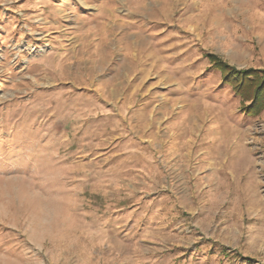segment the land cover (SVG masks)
Instances as JSON below:
<instances>
[{"label":"rangeland","instance_id":"1","mask_svg":"<svg viewBox=\"0 0 264 264\" xmlns=\"http://www.w3.org/2000/svg\"><path fill=\"white\" fill-rule=\"evenodd\" d=\"M206 53L264 69V0H0V264H264V111Z\"/></svg>","mask_w":264,"mask_h":264},{"label":"trees","instance_id":"2","mask_svg":"<svg viewBox=\"0 0 264 264\" xmlns=\"http://www.w3.org/2000/svg\"><path fill=\"white\" fill-rule=\"evenodd\" d=\"M205 57L210 68L220 73L221 84L228 86L240 99V113L252 118L259 116L264 111V69L254 67L238 69L213 53H206ZM240 258L249 264L252 263L251 258L241 256Z\"/></svg>","mask_w":264,"mask_h":264}]
</instances>
